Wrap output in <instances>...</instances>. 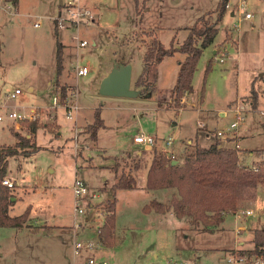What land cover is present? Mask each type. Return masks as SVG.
<instances>
[{
    "label": "rangeland",
    "instance_id": "obj_1",
    "mask_svg": "<svg viewBox=\"0 0 264 264\" xmlns=\"http://www.w3.org/2000/svg\"><path fill=\"white\" fill-rule=\"evenodd\" d=\"M138 1L141 7L143 0ZM219 1L147 0L141 22L137 0H19L18 6L9 0L0 2V114L17 111L29 116L33 109L39 110L37 119H6L0 125V146L17 142L11 129L36 144V148L25 146L8 160L3 178L14 180V187L9 188L14 206L9 214L21 215L31 206L33 214L30 218V211L27 223L34 226L38 221L44 225L33 228L50 230L45 234L44 229L32 232V227L0 226V264H87L90 257L107 264H168L170 260L264 264V257L255 255L237 263L235 259L246 255L231 253L254 247V230L264 228V184L249 191L239 212L227 214L223 225L213 231L202 226L194 229L187 219L166 213L163 207L161 212L147 209L153 199L169 204L176 189H145L155 156L174 155L170 158L182 163L196 143L207 146L218 137V130L232 129L237 107L245 110L246 120L238 131L228 134H247L242 145L254 149L253 155L241 149V160L254 166L264 159L259 151L264 150V2L248 0L243 10H234L241 0H230L232 8L219 22L214 43L199 58L192 91L176 101L171 90L177 79L174 73L178 75L186 56L181 52L167 56L159 65L154 91L137 97L100 94L103 78L116 63L132 65V87L137 88L135 81L152 40L156 37L166 48L179 47L190 33L187 27L200 16L217 19ZM79 9H89L93 19L76 22L74 12ZM246 12L253 18H246ZM60 22L66 28L60 29ZM80 39L89 44L80 47ZM58 42L64 46L60 76L56 72ZM77 66H87L88 74L78 75ZM58 80L77 91L80 109L74 119L67 118L65 108L51 106ZM16 88L22 94L9 99L7 94ZM97 110L106 126L94 138L89 125ZM32 123L38 127L35 137L29 136ZM141 133L156 138L153 149L134 142ZM169 136L174 138L171 146L166 143ZM123 171L132 172L136 188L116 192L114 246L95 241L98 229L83 224L91 215L95 225L101 213L105 217L108 200L114 198L112 186ZM76 178L89 187L81 200L82 213L75 211ZM94 192L99 196L88 199ZM248 210L254 215H245ZM77 242L84 245L79 254ZM92 242V249L85 248Z\"/></svg>",
    "mask_w": 264,
    "mask_h": 264
},
{
    "label": "trees",
    "instance_id": "obj_2",
    "mask_svg": "<svg viewBox=\"0 0 264 264\" xmlns=\"http://www.w3.org/2000/svg\"><path fill=\"white\" fill-rule=\"evenodd\" d=\"M13 5H18L19 0H9ZM230 0H220L216 8L217 19L211 21L205 16H200L191 27L188 36L179 47L166 48L156 37L145 50L143 68L135 81V86L142 90V93L154 91L158 80L159 64L167 56L176 52L185 54L186 57L180 62V69L177 81L171 90V96L176 101L185 93L192 91V79L197 68V63L205 48L214 43L219 32L218 24L222 21ZM264 2V0H262ZM147 0H137V15L140 22L143 19V10ZM58 31H56L57 34ZM200 41V42H199ZM63 49L62 43L57 44L56 72L60 76L63 71ZM55 94H59L62 100L71 95V88L67 84H55ZM252 91V104L257 102V93L254 87ZM99 109V108H98ZM91 127V134L96 138L98 130L105 127L104 119L96 111V118ZM37 124L29 126V136L35 137ZM17 138L14 146H0V226H10L17 229L32 227L27 223L31 206L17 216L9 214L12 205L10 198L11 190L3 185V176L6 172L8 160L16 156L20 149L27 145L36 148L35 142L26 138L21 133L11 129ZM207 146L196 143L184 156L182 163H173V159L166 154L155 156L148 171V178L145 189H176L171 202L165 204L153 199L147 209H155L161 212L172 211L177 218H184L191 224L192 228L199 229L202 226L206 230L213 231L224 223L227 214H237L241 209V201L246 198L249 191H256L260 184H264V159L254 166L246 165L240 158V148L223 145L218 137ZM250 151V150H249ZM264 153V150H259ZM251 152V151H250ZM156 155L157 151H153ZM140 162L135 164L138 169ZM3 178V179H2ZM136 188V180L132 172L123 171L118 180L113 184L114 198L108 200L107 213L104 223L99 227V239L106 244H115L117 202L116 192L121 189ZM254 247L247 250L231 251L232 254L264 257V228L255 229L253 236Z\"/></svg>",
    "mask_w": 264,
    "mask_h": 264
},
{
    "label": "built area",
    "instance_id": "obj_3",
    "mask_svg": "<svg viewBox=\"0 0 264 264\" xmlns=\"http://www.w3.org/2000/svg\"><path fill=\"white\" fill-rule=\"evenodd\" d=\"M2 0H0L1 2ZM10 2V1H9ZM73 3V2H71ZM248 3V0H241L238 4H239V8H244ZM12 4V3H11ZM73 14V12H72ZM246 18H251L252 15L249 12H246ZM89 18V19H93V14L89 9H79L78 13L74 12V19L76 22H81L83 21V18ZM88 22V21H87ZM38 24L36 23L35 26H37ZM60 29H64L66 28V26L63 23H59L58 26ZM89 44V41L86 39H80L78 45L80 47H86ZM218 59V58H217ZM221 61H225L224 56L221 55L220 58ZM75 70L77 71L78 75H87L89 72V69L87 66H77L75 68ZM22 90L20 88H16L14 91H11L7 94V97L9 99H16L20 94H22ZM75 97L74 93H71V95L69 97H67L65 100H62L59 94H54L53 96V100H52V108L57 110L59 107L65 108L67 110V118L68 119H74L75 118V114H77L78 110L80 109V107L78 106V104L76 103L75 100H73V98ZM39 110L37 108L33 109L31 111V114L29 116L23 115L17 111H12L9 112L6 116L0 114V125L6 121V119H10L14 122H18V121H23L26 119H37L38 117V112ZM264 113V111H263ZM246 120V115H245V110L241 107H237L236 108V119L232 124V129L229 130V132L231 131H238L237 129L240 127V125L242 123H244ZM229 132H224L219 130L217 132V135L220 139L223 140H227V138L233 136L234 134H228ZM135 143L143 146V148H150L153 149L155 147L156 144V138L153 135L150 134H145V133H141L139 135H137L134 138ZM166 143L168 146H171L174 143V138L173 136H169L168 139L166 140ZM236 148H239V145L236 144L235 146ZM169 156V155H168ZM172 158H174L175 156L172 155L170 156ZM3 185L7 186L8 188H13L14 187V180H12L9 177H5L2 181ZM73 191H74V195L76 198V206H75V211L77 213H82L83 212V208H82V204H81V200L82 198L86 197L89 193V187L88 185L81 179L76 178L75 182L73 184ZM99 196L98 192H94V194L92 195V197H87L88 199H92V198H97ZM91 205V204H90ZM92 206V205H91ZM93 207V206H92ZM94 208V207H93ZM95 209V208H94ZM245 215L251 216L254 215V212H252L251 210L248 211H244ZM99 231V228H98ZM99 234V232H98ZM95 242L89 243L88 247L85 246V248H90L92 249V246L94 245ZM84 249V245L81 242H77L75 244V252L77 254L81 253L82 250ZM249 260V256H241L238 259H235V261L237 263L239 262H246ZM234 261V257H232L230 259V262ZM87 264H107V262L105 260H101L99 262H96V260L92 257L89 258ZM168 264H189L188 262H178L176 260H170L168 262Z\"/></svg>",
    "mask_w": 264,
    "mask_h": 264
},
{
    "label": "water",
    "instance_id": "obj_4",
    "mask_svg": "<svg viewBox=\"0 0 264 264\" xmlns=\"http://www.w3.org/2000/svg\"><path fill=\"white\" fill-rule=\"evenodd\" d=\"M100 94L113 97H137L143 94L142 90L132 87V65L116 63L110 73L103 78Z\"/></svg>",
    "mask_w": 264,
    "mask_h": 264
},
{
    "label": "crops",
    "instance_id": "obj_5",
    "mask_svg": "<svg viewBox=\"0 0 264 264\" xmlns=\"http://www.w3.org/2000/svg\"><path fill=\"white\" fill-rule=\"evenodd\" d=\"M18 5H19V3H18ZM17 5V6H18ZM246 7V6H245ZM230 8H232V6H231V4H230V1H229V3H228V7H227V9H230ZM239 9V10H243L244 8H239V4H236L235 6H234V10H236V9ZM231 15H235V13L232 11L231 12ZM251 18H253V16L251 17ZM95 44V43H94ZM215 51H218V50H215ZM227 52V51H226ZM186 57V56H185ZM167 57H165L163 60H165ZM162 63H163V61L159 64L160 66L162 65ZM176 70H177V67H176ZM141 73V72H140ZM139 73V74H140ZM178 73H179V67H178ZM139 74H138V76H139ZM132 75H133V67H132ZM137 76V77H138ZM158 76H159V68H158ZM174 76H175V78H177L178 77V75L176 74L175 75V73H174ZM137 79V78H136ZM176 81H177V79H176ZM31 89H33V88H31ZM148 92V91H147ZM72 93H74L75 94V98H74V100L76 101V98H77V91H76V93H75V91L73 92L72 91ZM187 94V93H186ZM78 113V112H77ZM223 114V116L225 115V113H222ZM80 120V119H79ZM79 120H77V121H79ZM219 131V130H218ZM247 134H245V133H242L241 131L240 132H238V134H234L233 136H231V137H229L227 140H222L221 141V139H220V141H221V143L223 144V145H226V146H231V145H229V143L231 142V141H234L236 144H238L239 145V148L240 149H245V150H250L251 152H250V155H253V151H254V149H249V148H244L243 147V142L246 140V138H247ZM215 139V138H214ZM135 142V141H134ZM213 142V141H212ZM137 145H139V144H137ZM141 146V145H140ZM236 146V145H235ZM234 146V147H235ZM239 155H240V158L243 160V156H242V152H239ZM244 161H245V159H244ZM243 161V163L245 164V162ZM159 190V189H158ZM15 199V198H14ZM160 201V200H159ZM95 202V201H94ZM94 202H91L90 204L93 206L94 205ZM96 203V202H95ZM14 205H12L11 206V208L13 207ZM95 211V209L93 208V212ZM101 213V212H100ZM99 213V214H100ZM32 211H31V214H30V218L32 217ZM251 216H253V215H251ZM91 217H92V215L89 217V218H86V222L87 223H85V224H83V227H90V228H99L100 226H102L103 225V223H104V218L105 217H103V215H102V213L100 214V218H98V222H97V224L95 225V222L91 219ZM100 219V220H99ZM259 221V220H258ZM257 221V222H258ZM41 225H44V224H42L41 222H38L37 221V223H35L34 224V226L35 227H37V226H41ZM45 225H49V224H45ZM223 225V224H222ZM50 227H53L52 225H49ZM251 228H253V227H251ZM21 229H23V228H21ZM26 229V228H25ZM44 229V230H43ZM246 228H245V226H243L242 227V230H245ZM30 230V229H29ZM42 230L44 231V233L45 234H47V231L49 230V229H46V228H42V229H39V230H30V231H32V232H39V231H41L42 232ZM50 231V230H49ZM98 232L99 231H97V238H96V240L95 241H98V240H100L99 239V236H98ZM254 236V235H253ZM253 247V246H252ZM252 247H249V249H252Z\"/></svg>",
    "mask_w": 264,
    "mask_h": 264
}]
</instances>
